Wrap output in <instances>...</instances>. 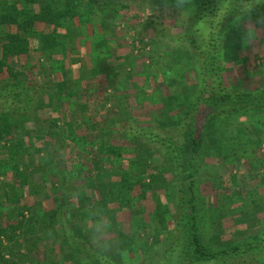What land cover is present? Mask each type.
Returning <instances> with one entry per match:
<instances>
[{"label": "rangeland", "instance_id": "374dc122", "mask_svg": "<svg viewBox=\"0 0 264 264\" xmlns=\"http://www.w3.org/2000/svg\"><path fill=\"white\" fill-rule=\"evenodd\" d=\"M84 1L96 10L89 21L64 20L58 33L68 46L62 54L69 62L66 84H58L60 73L44 66L38 42L14 59L19 79L40 85L34 101L39 109L35 118L9 120L19 128L12 125L0 143V224L23 222L26 229L37 210L44 213L45 223L36 224L28 240L17 232V264H95L101 249L113 262L102 258L99 264H188L191 194L179 170L186 169L190 143L176 125L202 85L199 56L181 32L201 0ZM258 18L264 16L243 11L223 28L222 74L233 90L264 89V28L251 43L245 30ZM2 76L0 82L13 84L7 73ZM50 96L51 108L43 109L40 100L48 104ZM213 110L201 106L192 125L200 140L199 234L204 247L216 252L244 246L264 231V111L214 117ZM121 122L153 125V131L172 137L182 168L177 170L170 150L136 138L118 127ZM38 127L44 132L35 133ZM100 192L106 212L98 204ZM56 203L59 218L51 219ZM67 213L83 224V241L74 229L64 239L59 221ZM109 222L105 240L94 243L92 230ZM222 263L264 264V253L200 264Z\"/></svg>", "mask_w": 264, "mask_h": 264}, {"label": "trees", "instance_id": "16d2710c", "mask_svg": "<svg viewBox=\"0 0 264 264\" xmlns=\"http://www.w3.org/2000/svg\"><path fill=\"white\" fill-rule=\"evenodd\" d=\"M80 7L85 11L82 14L79 11ZM95 11L92 6V1L86 2L84 0H0V78L3 77V74L7 73L8 77L14 80L13 84H8L7 78L0 82V143L4 142L5 137L10 134L13 128L12 125L19 128V125L17 126L16 123H10L9 120H12L13 117L20 116V119L24 117L27 118L25 120H29L32 116L35 118L38 115L36 111L39 107L34 101L38 99L40 85H30L26 83V80H20L18 70H15L14 59L19 55L29 54L32 50L31 43L38 42L42 56L47 59L44 66L49 67L54 72L60 73L61 81L58 84L63 86L68 80L69 62L62 57V54L64 55L66 53L68 47L65 44L66 42L63 44L60 38L61 35L58 34L63 24L62 22L67 20L68 23H71L75 18L80 19L82 22H88L91 14ZM243 11L264 16V1L201 0L197 10L181 28L182 34L188 38L191 46L199 56L202 81L197 100L192 104L193 106L187 105V112H183L184 118L179 117L178 124L176 125L185 134L190 143V155L185 164V170L182 171L181 169V158L178 155L179 153L176 147H174L172 137H165L153 131V125H130L128 122L117 124L121 129H127L136 138L157 143L163 148L170 150L172 154H175L174 158L177 164V170L179 168L181 169V171L179 170V177L185 175V180L188 184L187 190L191 194L190 198L186 200V203L190 206L188 234L193 245L192 259L188 264H200L203 261L212 260H226L233 258V256H244L248 253H253L255 256L264 253V231L256 238L248 241L244 246H231V248H222L216 252L207 250L200 238L198 213L195 204V166L200 149V140L194 134L192 119L198 113L200 107L203 105L213 106V113L216 115L214 117L250 112L257 109L264 111V89L257 91L233 90L225 85L222 74L220 49L222 48L221 39L223 28L226 27L229 19ZM40 25H44L45 29L39 30ZM66 31L74 32L73 29L68 27ZM60 60L61 62H59ZM94 67H97L96 62H94ZM179 98L178 96L171 97L174 102L178 101ZM49 99L48 104H43L42 100H40L43 109L51 108L54 96H50ZM29 116L31 117L29 118ZM53 125L55 126V123ZM40 132L44 131H42L41 127H38L35 133L41 134ZM37 139L41 140L43 136H37ZM8 140L7 138L6 141ZM10 153L15 155L16 151L10 149ZM126 179L122 177L123 182ZM180 184H183V182L180 181ZM180 186V192L184 193L183 186ZM98 204L101 210L106 212L105 209L108 204L102 192H100ZM58 209L61 208L56 203L54 209L49 213L51 219L53 217L59 218L57 213ZM41 212V210H37L36 213L39 218H34L33 216L32 222H26V229L23 227V222H13L10 226L0 224V261L8 257L6 264H17L13 249L15 244L19 247L21 241L17 232L22 235L24 240H28V235L33 233L34 226L36 224H44L46 221V219H43L44 213ZM61 212L60 214L62 216L64 213L62 214ZM65 216L64 221L60 222L58 220L59 225L61 224L63 229L61 231L64 234V239L68 238L69 235L72 236L70 232L74 229L76 230L74 234L77 235L76 238L83 241L82 239L84 237L82 235L80 236L84 229L83 224L80 222L74 223L71 213H67ZM99 251L95 255V264H99L102 258L106 259L107 263L113 262L109 259L108 254H105L106 252L103 249ZM116 260H119V257Z\"/></svg>", "mask_w": 264, "mask_h": 264}, {"label": "clouds", "instance_id": "9594fccd", "mask_svg": "<svg viewBox=\"0 0 264 264\" xmlns=\"http://www.w3.org/2000/svg\"><path fill=\"white\" fill-rule=\"evenodd\" d=\"M187 2V0H175V3L183 5ZM259 26V27H258ZM260 28H264V18H258L256 21L251 22L250 25L245 26L246 32L249 33V42H254L260 38L262 32ZM111 224H102L92 230L93 232V242H103L105 240V233H107L108 229H110Z\"/></svg>", "mask_w": 264, "mask_h": 264}]
</instances>
